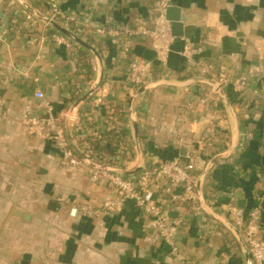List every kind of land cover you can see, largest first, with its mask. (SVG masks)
I'll use <instances>...</instances> for the list:
<instances>
[{"label":"crops","instance_id":"obj_1","mask_svg":"<svg viewBox=\"0 0 264 264\" xmlns=\"http://www.w3.org/2000/svg\"><path fill=\"white\" fill-rule=\"evenodd\" d=\"M47 1L0 0V259L9 264H246L233 235L201 207L164 205L171 219H184L176 236L180 256L134 203L104 209L116 192L91 180L92 167L79 153L87 143L96 158L133 169L196 152L201 174L211 159L230 149L235 135L221 97L203 84L152 86L137 96L140 154L128 67L134 59L149 62L150 82L215 81L236 113L239 144L209 173L206 204L233 225L259 207L264 241V0H168L171 6L182 3L186 23L185 37H175L164 62L157 61L150 37L128 34L151 30L163 0H58L78 22L70 32L82 29L84 34H74L98 55L47 26L25 5L45 15ZM57 32L65 44L56 43ZM102 70L99 88L75 107V122L64 118ZM33 117L53 122L36 134L28 125ZM59 134L78 165L64 157ZM97 144L110 153H101ZM237 192L246 201L243 210ZM73 209H78L75 216ZM83 209L100 213L89 216Z\"/></svg>","mask_w":264,"mask_h":264},{"label":"built area","instance_id":"obj_2","mask_svg":"<svg viewBox=\"0 0 264 264\" xmlns=\"http://www.w3.org/2000/svg\"><path fill=\"white\" fill-rule=\"evenodd\" d=\"M46 4V14L43 16L49 19V22H45L47 26H51L50 21L69 31H72L75 28L74 26H77L76 18L72 14L63 11L58 0H49ZM170 6L168 0H163L157 4L158 15L153 20V28L151 30L141 28L128 32L129 35L150 37L158 62H164L167 59L171 52L172 44L176 39L172 34L171 23L166 19V10ZM28 19H32V17L28 15ZM74 33L79 36L84 34V31L77 28ZM54 39L58 44L66 43L64 36L58 32L54 35ZM125 52L127 53L128 51L126 50ZM152 72L153 66L149 62L139 59L132 60L128 67L130 87L136 92L141 86L150 82ZM244 84L245 81L242 82V85ZM80 92V87L77 86L75 88V96H80ZM36 97L44 99V94L37 93ZM76 117L75 107L68 110L64 116V118L73 123ZM52 122V119L40 120L33 117L29 119L28 125L34 133L39 134ZM58 140L64 157L72 165H78L79 160L74 150L68 147L63 136L59 134ZM84 144L81 149L83 154H80L89 161V164L91 163L95 166L90 165L92 167L89 173L91 180L95 183L108 184L115 190L117 195L116 200L106 203L104 209L112 210L126 201L134 203L139 210L151 217L153 228L172 249L174 255L180 256L181 253L176 243V236L184 225V219L181 217L171 219L166 214L164 205L170 201L192 205L195 211L201 209L197 194V182L200 173H198L196 164V152H192L185 158H177L163 162L153 168H146L140 174L126 176L113 170L120 169L119 167L109 165L99 157L96 158L90 145ZM106 168L112 170H107ZM177 189H179V193L176 191ZM83 212L89 216L100 213L96 210L86 209H83ZM77 213L78 209L72 210L73 216L77 215ZM260 217L261 210L256 207L248 213L245 219L238 217L234 223L249 249L253 264H264V241L259 238Z\"/></svg>","mask_w":264,"mask_h":264},{"label":"water","instance_id":"obj_3","mask_svg":"<svg viewBox=\"0 0 264 264\" xmlns=\"http://www.w3.org/2000/svg\"><path fill=\"white\" fill-rule=\"evenodd\" d=\"M25 5L27 6L28 10L30 11V13L40 19L41 21L44 22H49V19L44 17L43 15L37 13L36 11H34L32 8H30L28 6V4L25 3ZM182 8L183 5L181 2L177 3L176 5L170 6L167 8L166 10V19L171 23V29H172V34L174 37L176 38H184L185 37V23H186V16L182 15ZM50 24L55 27L58 31H60L61 33H63L64 35H66L69 39H71L72 41L78 43L79 45L85 47L86 49H88L89 51H91L92 53H94L95 55H98L97 52L90 46L88 45L86 42H84L82 39L78 38L74 33L70 32L69 30L60 27L59 25H57L55 22L50 21ZM102 79H103V70L101 71V76L100 78L97 80V82L94 84V86L91 88V90L87 93V95H85L84 97H81L74 105V107H77L81 102H85L88 99L91 98V96L94 94L95 90H97L99 88V86L102 83ZM193 84H203V85H208L210 87H212L215 91L216 94H218L221 99L223 100L224 104L226 105L227 109L229 110L231 117L233 119L234 125H235V135L232 141V145L230 147V149L223 154L217 155L215 156L213 159H211L207 165L205 166V168L203 169V171L201 172L198 182H197V194H198V200H199V204L200 207L202 208V210L209 216H211L213 219H215L216 221H218L219 223H221L232 235L233 237L236 239V241L238 242L244 256H245V261L246 264H253L252 263V259L250 257V253H249V249L245 243V241L242 238L241 233L239 232V230L230 222L226 221L225 219H223L221 216H219L218 214H216L212 208L206 204V200H205V196H204V184L205 181L207 179V177L209 176V173L211 172L212 168L214 167V165L216 163H218L221 160H225L231 157L232 153L236 150L238 144H239V128H238V124H237V117H236V113L233 109V107L230 105L229 99L225 94V91L223 89V86L215 81H212L210 79H206V78H202V77H195L192 79H188L186 81H173V80H166V79H161V80H157L154 82H148L145 85L141 86L136 92L135 94L130 98V114H131V120H132V124H133V129H134V138H135V143H136V147L137 150L139 151L140 154H142L141 148H140V133H139V125L136 119V116L134 115V110H133V100L141 95L142 93H144L145 91H147L150 87L152 86H156V87H161V86H172V87H179V88H184V87H188L191 86ZM79 156L84 159L85 161H87L85 159V157L83 155H81L79 153ZM90 165H92L93 167H95L93 164L90 163ZM147 167H145L144 165H141L139 167H135L133 169H113L116 170L117 172H119L122 175H126V176H130V175H137L142 173L144 170H146ZM107 170H112L110 168H106ZM236 197L238 199V207L240 209H244L245 205H246V201H244L243 199H241V193L237 192ZM241 215V213L239 214Z\"/></svg>","mask_w":264,"mask_h":264},{"label":"trees","instance_id":"obj_4","mask_svg":"<svg viewBox=\"0 0 264 264\" xmlns=\"http://www.w3.org/2000/svg\"><path fill=\"white\" fill-rule=\"evenodd\" d=\"M97 148H99V145L97 144ZM100 149V148H99ZM100 152L101 153H110L109 151H108V149H103V148H101L100 149ZM186 206H188V204H186ZM192 209H193V206L192 205H189Z\"/></svg>","mask_w":264,"mask_h":264},{"label":"rangeland","instance_id":"obj_5","mask_svg":"<svg viewBox=\"0 0 264 264\" xmlns=\"http://www.w3.org/2000/svg\"><path fill=\"white\" fill-rule=\"evenodd\" d=\"M0 264H9L8 262H7V260H6V258H4V259H0Z\"/></svg>","mask_w":264,"mask_h":264}]
</instances>
